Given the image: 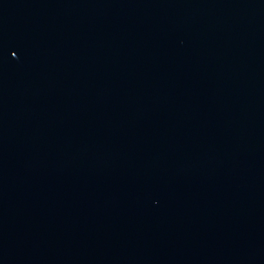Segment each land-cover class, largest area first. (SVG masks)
I'll list each match as a JSON object with an SVG mask.
<instances>
[{"label":"water","instance_id":"obj_1","mask_svg":"<svg viewBox=\"0 0 264 264\" xmlns=\"http://www.w3.org/2000/svg\"><path fill=\"white\" fill-rule=\"evenodd\" d=\"M0 264H264V0H0Z\"/></svg>","mask_w":264,"mask_h":264}]
</instances>
